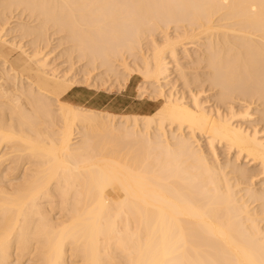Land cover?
<instances>
[{
    "label": "bare ground",
    "instance_id": "1",
    "mask_svg": "<svg viewBox=\"0 0 264 264\" xmlns=\"http://www.w3.org/2000/svg\"><path fill=\"white\" fill-rule=\"evenodd\" d=\"M0 43L25 57L0 54V264H264V128L240 123L254 98L264 123V0H0ZM134 75L154 112L67 99Z\"/></svg>",
    "mask_w": 264,
    "mask_h": 264
},
{
    "label": "rangeland",
    "instance_id": "2",
    "mask_svg": "<svg viewBox=\"0 0 264 264\" xmlns=\"http://www.w3.org/2000/svg\"><path fill=\"white\" fill-rule=\"evenodd\" d=\"M14 9H11V10H7L8 11V15H9V18L11 17L12 18V20L13 21H11L10 19V24H9V26H8V28H7V31L5 32V36H4V39H8V42L9 41H11L13 38H14V40H12V41H15V42H18V43H20V38H21V43L22 44H24L25 45V49H27L28 51L27 52H30V51H32V48H31V45H30V40L29 39H31L30 37H28L27 39L26 38H22L21 37V33L19 34V32H16L17 30H19V28L21 27V26H24V27H28V25H30V27H32V26H34V24L36 25V23L37 22H35V21H33V19H30V17L27 15V14H25V17H26V21H25V19H24V16H22V15H20L21 13L18 11V10H15V14L18 16H15V14H14V11H13ZM7 11H5L4 12V17L5 18H7L8 17V15L6 16V12ZM11 11V12H10ZM13 12V13H12ZM12 14L14 15L13 17H12ZM20 15V17L22 18V22H21V20H19L20 19V17H19V15ZM24 15V14H23ZM16 17L18 18V20H16ZM15 19V20H14ZM29 19V20H28ZM33 21V24H32V22L31 21ZM15 21H17V22H15ZM20 22L22 23V24H20ZM14 23V24H13ZM28 25H27V24ZM20 24V25H19ZM11 26V27H10ZM18 26H19V28H18ZM10 28V29H9ZM14 28V30H12ZM50 30L51 31H53L52 29H49L48 30V33H49V35L51 34V32H50ZM172 29H170L169 30V33H171L172 31H171ZM9 32H10V34H9ZM173 32H174V30H173ZM12 33V34H11ZM14 33H15V35H14ZM174 34V33H173ZM12 35V36H11ZM14 35V36H13ZM20 35V36H19ZM53 35V34H52ZM52 35H50L49 37H50V43H49V45L52 43V41H51V39L53 38H51V36ZM61 34H59V36H60ZM159 35V34H158ZM158 35H156L155 37H157V38H155V39H157V40H160V39H162V36L160 35V37H158ZM16 36V37H15ZM57 36H58V34H57ZM56 35H55V38H53L52 40H53V44H51V46H49L48 45V47H49V49L48 50H46V49H44V52L45 53H47V51H48V54L49 55H51V54H53L52 56H50V59H51V57H53L51 60L52 61H54L55 62V64L59 67V69H60V71H65L64 69H68V68H71L72 69V71H73V69H74V67L76 66V69H74V71H76L77 70V66H78V71H81L82 69V66H83V61L85 62V60H83V61H79L77 58H76V56H75V54H71V55H67L66 54V49H64V48H66L67 46H68V44L65 42V40H63L62 41V36H61V38L59 37V39H58V37H57ZM15 38H16V40H15ZM57 39V40H56ZM27 40H28V42H29V44H27L28 42H27ZM56 40V41H55ZM62 41V42H61ZM66 44V46H65V44ZM57 44V45H56ZM60 44H63V46L62 45H60ZM0 45H3V44H1L0 43ZM26 45H27V48H26ZM53 45L55 46L54 48L55 49H52L53 48ZM146 45V44H145ZM145 45H143V47H144V49H146L145 48ZM30 46V47H29ZM58 46H60V48L58 47ZM5 47V46H4ZM47 47V48H48ZM0 48H1V46H0ZM30 48H31V50H30ZM53 50V52H52V50ZM190 49H192V50H190ZM189 50H190V53H192V52H194V48H190ZM46 50V51H45ZM51 52H50V51ZM65 50V51H64ZM58 51H60V53L58 52ZM62 51V52H61ZM62 53L64 54V55H62ZM55 55H57V56H59L58 58L60 59V60H58V58H57V56H55ZM12 58H14L15 56H19V58H20V60L18 61V64L16 65V67H18L22 62H24L25 61V57H23V53H22V55H21V52L19 51V50H17V51H15V53L13 52L12 53ZM72 56V57H71ZM74 56V57H73ZM56 58H57V60H58V62L60 63L59 65H58V62H56ZM62 58H63V60H62ZM73 59V61H71ZM62 60V61H61ZM78 60V61H77ZM128 60H129V62L131 61V59H129L128 58ZM127 60V61H128ZM11 61V60H10ZM184 64H185V66L186 67H188V69L187 70H191L193 73H191V71H190V73H188L189 75H188V77L190 78H192V77H195V75L198 73V72H203L202 71V69H198L197 67H193L192 68V66H191V68H190V65H188L187 66V63H189L188 62V60H186V59H182L181 60ZM12 63H16V60H15V58L11 61ZM69 62H70V64H69ZM74 62H76V63H74ZM187 62V63H186ZM66 63V64H65ZM81 63V64H80ZM131 63V62H130ZM73 64V66H70V65H72ZM77 64V65H76ZM79 64V65H78ZM86 65V63L84 64V66ZM174 65V63H172V66ZM67 68H66V67ZM83 66V69L84 68H86V67H84ZM64 67V68H63ZM120 68V67H119ZM195 68H197V69H195ZM63 69V70H62ZM173 69V68H172ZM85 70V69H84ZM99 71H100V73L102 72V69H98ZM200 70V71H199ZM97 71V70H96ZM94 71V72H92V74H93V76H95L96 75V73H97V76H98V78H97V76H96V79H98V85H100V84H102V82L104 81V78H102V80H101V82H100V76H99V72L97 71ZM189 71H187V72H189ZM195 71V72H194ZM95 74V75H94ZM193 74V75H192ZM201 74V73H200ZM202 75V74H201ZM81 75L79 74V77H80ZM203 77H204V74L202 75ZM202 76H199V77H201L198 81H196V83H200L201 81H203L204 80V78L202 77ZM174 77H175V74H174ZM100 78V79H99ZM113 81V78H111L110 79V81H109V83L111 82V83H114V87H113V85L112 84H109L108 83V81H107V84H106V87L104 86V87H102V88H98L97 90L96 89H92V90H89V89H87L86 87H81V88H74V89H72L70 92H69V94L71 93V92H73V91H75V92H81L82 90H84L86 93H88V94H90L92 91L94 92L95 91V93H98L100 96H103V97H107V98H111V99H113V98H116V103H117V105L118 106H116L115 107V109L114 110H109V109H104V108H102V109H98V110H102V111H111L112 113H116V114H149V113H152V112H154L157 108V104H155L156 102L153 100V98H151V97H148L147 95H141L142 93H143V89H141V85H142V83H141V81H142V78H141V76L140 75H134L130 80H129V82H128V84H126L125 85V88L123 87L124 85L122 84V82H120V83H115V82H112ZM174 80H175V78H174ZM97 82V81H96ZM120 84H121V88H120ZM139 84H140V87H139ZM108 85H109V87H108ZM116 85V86H115ZM177 85L179 86L178 88L179 89H182L183 88V85H182V83H181V81L179 80L178 82H177ZM196 85L197 84H192V88L195 86V88H193V89H196V91H198V86L199 85H197V87H196ZM112 86V87H111ZM138 87L141 89V93L139 92V93H137L138 92ZM143 87V86H142ZM115 88V89H114ZM124 88V89H123ZM107 89V90H106ZM114 89V90H113ZM139 89V90H140ZM187 89V91H184V92H186V94L188 95V88H184V90H186ZM213 88H209V86H208V84L206 83V84H204L203 86H202V90L204 91L203 93H206V94H203L202 93V99L204 100L205 99V101L207 100V108H210V109H213V108H211V106L213 107V106H215V107H217V109H219L220 111H223V110H225L227 107H228V104L226 103V102H221V101H217L218 99H217V97L215 98L214 97V95H216L217 93V90H215V89H213ZM208 90V91H207ZM109 91H111V92H109ZM195 91V90H194ZM195 91V92H196ZM216 91V92H215ZM69 94H68V96H67V99H68V101L69 102H71V103H73V104H76V103H74V102H72V101H70L69 100ZM138 94H139V98H138ZM212 95V96H211ZM125 96V97H124ZM142 98H141V97ZM147 97H148V99H147ZM205 97H207V98H205ZM211 97V98H210ZM212 97H214V99H215V101H214V99L212 98ZM210 99V100H209ZM213 99V101H211ZM256 98H254L253 100H251V102L249 101L248 102V104H249V106H250V112H252V114H253V116H252V119L251 120H248V121H246V120H244V121H242V120H240V123H242V124H245V123H248V124H246V125H243V127H248V126H251V127H256V128H260V130H261V128H264V123H262V120H261V115H260V112L259 111H261L262 110V107H259L260 106V103L257 101V100H255ZM153 100V101H152ZM213 102H215V103H213ZM216 102H218V104H216ZM220 102V103H219ZM236 102V103H235ZM235 102L233 103V106H235V109L236 110H240V109H242L243 110V108H244V106L245 105H247L246 103H243V101H240V100H235ZM255 102V104H253ZM211 104V106H210V104ZM243 104V106H242V104ZM213 104V105H212ZM241 104V105H240ZM76 105H79V106H83V105H80V104H76ZM242 106L241 108H239L240 106ZM255 105V106H254ZM86 107H90V108H93L92 106H90V105H85ZM85 106H83V107H85ZM224 106V107H223ZM227 106V107H226ZM259 108V109H258ZM254 109V110H253ZM255 109H257V110H255ZM261 109V110H260ZM257 112H259V117H258V113ZM257 113V114H256ZM254 117H256L255 119H254ZM258 118V119H257ZM255 121V122H254ZM255 123H256V125H255ZM261 123V124H260ZM262 126V127H261ZM261 131H263L262 133H264V129H262ZM201 142L203 143L202 144V146H203V148L205 147V141L202 139L201 140ZM206 148V147H205ZM221 149V150H220ZM223 153H222V152ZM218 152H219V156H221L220 158H219V161L221 162V163H224L225 161H223V159H225L226 160V158H228V155L224 152V149L222 148V147H219L218 146ZM226 155H227V157H226ZM222 158V159H221ZM242 162H244V160H242ZM246 167H248L247 169L251 172V173H256L257 171H258V167H256L255 168V166H250V165H248L247 164V166ZM251 169H256L255 171L253 170V171H251ZM256 179V178H255ZM258 179V178H257ZM257 185V187H258V185H259V182H257V180H256V182H255Z\"/></svg>",
    "mask_w": 264,
    "mask_h": 264
},
{
    "label": "crops",
    "instance_id": "3",
    "mask_svg": "<svg viewBox=\"0 0 264 264\" xmlns=\"http://www.w3.org/2000/svg\"><path fill=\"white\" fill-rule=\"evenodd\" d=\"M0 54L4 55L8 60H13L11 54H9L4 45H0ZM69 100L80 105H90L95 109H109L114 110L117 105L116 98H107L100 96L98 93L91 92L90 94L86 93L84 90L81 92H71L69 94Z\"/></svg>",
    "mask_w": 264,
    "mask_h": 264
}]
</instances>
